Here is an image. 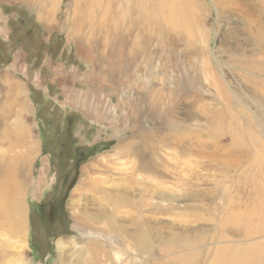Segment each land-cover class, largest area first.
I'll return each instance as SVG.
<instances>
[{
	"label": "rangeland",
	"instance_id": "1",
	"mask_svg": "<svg viewBox=\"0 0 264 264\" xmlns=\"http://www.w3.org/2000/svg\"><path fill=\"white\" fill-rule=\"evenodd\" d=\"M183 1L186 39L169 28L136 54L120 31L132 0H0V69L28 87L36 157L26 215L0 192L24 225L0 213V264H163L173 237L207 264L222 232L241 238L235 211L264 213V0ZM133 219L164 241L136 250Z\"/></svg>",
	"mask_w": 264,
	"mask_h": 264
},
{
	"label": "bare ground",
	"instance_id": "2",
	"mask_svg": "<svg viewBox=\"0 0 264 264\" xmlns=\"http://www.w3.org/2000/svg\"><path fill=\"white\" fill-rule=\"evenodd\" d=\"M187 6L183 0H132L131 4L126 5L125 11L120 15V31L122 32V34L124 36H126L127 42H125V44L127 43L126 45H128V51L130 53L136 51V54H137V51L141 50V52H142V45L145 43L146 40H148V41H153V39L160 40V36H162L164 34V32H166L167 30H170L171 28L174 30H177L180 37H185L189 33H191L192 29H191V23H190L191 22L190 21V13L188 10H184L185 7H187ZM185 39H186V37H185ZM123 40H124V38H123ZM211 81H213V80H211ZM218 83L219 82H217V84ZM218 86L221 87L222 84L221 85L218 84ZM222 90H224L223 95L226 98L225 95L228 94V92L226 91L227 89L222 88ZM99 187L102 188L101 186H99ZM179 195H181V194H179ZM7 201H8V199H7ZM9 201H11V200H9ZM0 202H2L1 199H0ZM17 205L15 208L16 209L15 211L17 212V214H16L17 216L14 218L11 217L12 220H8L9 216H12L11 214H9V211L7 210L8 207L7 208L5 207L6 210L4 212V210H3L4 208L0 204V213L2 214V216L3 215L7 216V218L5 217L7 219V221L5 223L6 224L5 227H8L9 231L11 229V231L13 230L14 233L18 232L20 234V232L24 233V225L22 224L23 219L21 220V218H20L21 215L19 214L20 204H17ZM168 206L169 205H167V207ZM172 208H175V207H172ZM224 209H227V208L225 207ZM236 209H238V208H236ZM234 211H235V209H234ZM255 211H257V210H255ZM235 212H237V213L236 214L234 213L233 216H231V218H229V219L231 221V224L235 228L238 227V229L241 231V232H239L240 233L239 235L241 238L239 239V241L234 240L233 242H230L228 237L224 235L225 231L222 232L223 235H221L220 238H217V239H219V242L222 244H219L216 246V248L214 249V254L211 256L212 258H210L211 260L207 264H264V213H261L258 211H257V213L252 212L251 214H248V213L245 214V212L244 213H238L239 211H235ZM86 214H84L82 212L81 215L76 219L80 225L86 226L90 222L91 223L97 222L94 217H92V216L90 217L89 215H86ZM113 219H114V217H113ZM147 221L150 222L149 220H146V222ZM146 222H143V224H142V222L137 223L136 221L134 222V219H133V221H131V223H135V224H134V227H130L131 228L130 232H127L125 230V228L123 227L124 224L120 225V232H124V236H122V238L133 239L135 241L134 248L136 250H146L149 241L152 239H157L158 242L164 241V238L157 237L156 232H153L152 229L150 230L147 227ZM223 222H222V224H223ZM108 223H110V222H108ZM225 223H226V221L224 222L223 225H225ZM119 224H120V222H119ZM129 224H126V225L129 226ZM3 229L4 228H2V230ZM15 229H16V231H14ZM113 231H115V229ZM5 234H8V233H5ZM186 238H188V237H186ZM59 241L57 243V246H60L63 244ZM93 242L95 244H97L96 241H93ZM194 244H195L194 241H190V240L182 238V237L180 239L177 237H173V240H171L169 243H166L164 245V247L161 248V251H162V253H164V255H168L170 258H173V259L170 260L168 257L169 261L165 260L163 262V264H168V263L169 264H194L195 263L194 260L196 258V253L194 251L186 252V250H185V249H188L190 246H193ZM5 245H7V244L5 243ZM10 247H12V246H10ZM61 248H62V246H61ZM98 248L99 247H96L95 249H98ZM207 252H209V251H207ZM171 253H173V254H171ZM205 253H206V251H205ZM6 256H7V254H6ZM79 256H81V255H79ZM4 257H5V255H4ZM8 257H10V256H8ZM17 257H18V255H17ZM13 258H14V256L12 257L11 260H13ZM196 264H198V263H196Z\"/></svg>",
	"mask_w": 264,
	"mask_h": 264
},
{
	"label": "crops",
	"instance_id": "3",
	"mask_svg": "<svg viewBox=\"0 0 264 264\" xmlns=\"http://www.w3.org/2000/svg\"><path fill=\"white\" fill-rule=\"evenodd\" d=\"M7 69V66L0 69V88L2 89V92L0 91V120H5V122H0V184L3 187L0 192L9 193L11 200H19L24 215H26L28 211H25L23 200L28 189V169L34 165L36 157L31 158L33 147L32 144L30 145L26 128L19 123L18 119L23 117V113L28 112V101H24L23 96V89H28V87L22 78L9 73L11 70L5 71ZM21 205L20 215L23 214ZM9 214L15 215L17 212L10 210ZM23 238L26 239V230ZM92 244L87 243V247H91ZM94 246L99 247L95 244ZM17 261L13 262L17 263Z\"/></svg>",
	"mask_w": 264,
	"mask_h": 264
}]
</instances>
